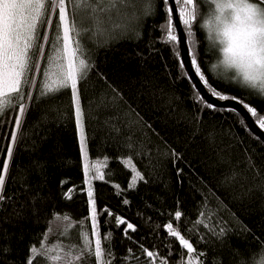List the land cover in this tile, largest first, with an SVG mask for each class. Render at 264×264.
<instances>
[{
	"label": "trees",
	"instance_id": "obj_1",
	"mask_svg": "<svg viewBox=\"0 0 264 264\" xmlns=\"http://www.w3.org/2000/svg\"><path fill=\"white\" fill-rule=\"evenodd\" d=\"M145 6L137 0L139 35L113 31L110 24L108 34L101 38L82 37L95 65L87 83L80 86L89 161L98 163L105 174L104 180L93 181L94 197L98 212L107 209L113 214L98 216L100 231L111 230L117 258L132 249L127 264H163L165 259L167 264H187V250L167 233V223L178 226L193 243L203 264H251L252 257L264 250V141L239 122L240 114L220 107L208 109L197 100L193 81L178 78L179 61L160 40L163 8L157 3L155 15L144 17ZM206 7L198 5L199 12L203 14ZM132 12L129 8L128 14ZM112 23L126 20L115 17ZM193 30L198 61L205 68V61L214 62L217 53L206 51L203 30L196 24ZM206 74L217 90L264 114V101L218 80L215 74ZM29 104L23 138L14 148L6 178L8 198L0 202V248L7 250L0 255V264H26L32 259L30 246L79 243L77 228L65 236L66 222L56 217L68 214L78 222L90 211L70 92ZM15 116L12 113L0 123V170ZM141 144L147 152L136 155ZM167 149L174 150L179 159L162 154ZM129 155L147 181H138L133 188L128 185L134 173L122 165ZM177 169H182L179 175ZM125 199L128 204L123 203ZM177 210L183 213L180 221L175 220ZM201 211L210 216L216 231L220 227L231 231L218 239L203 225L193 229ZM116 216L136 226L129 235L138 243L124 237L125 226H116ZM140 245L157 255L148 258ZM42 259L36 257L33 264ZM92 264H96L94 258ZM114 264H120L119 259Z\"/></svg>",
	"mask_w": 264,
	"mask_h": 264
},
{
	"label": "snow or ice",
	"instance_id": "obj_2",
	"mask_svg": "<svg viewBox=\"0 0 264 264\" xmlns=\"http://www.w3.org/2000/svg\"><path fill=\"white\" fill-rule=\"evenodd\" d=\"M140 2L146 5L142 12L144 17L155 15L157 3L163 8L165 22L159 26L162 31L160 40L170 46L179 61L178 78L186 77L191 81L194 73L212 97L219 101H234L240 104L253 118V122L264 131V114L259 113L256 107L245 103L244 100L217 90L210 84L206 74H215L218 80L239 86L249 95L264 101V0H171V2L140 0ZM136 3L137 0H0V123L12 113H16L14 130L0 170V202L8 198L5 195L6 178L9 175L14 148L23 138L22 123L26 112L30 110L29 101L54 100L59 95L70 92L75 122L80 132L82 171L85 175L87 203L90 209L89 216L78 222L73 221L68 214L56 217L57 220L62 219L66 222L63 228L65 236L68 235L69 229L77 228L79 243L54 244L51 247L44 244L40 247L30 246L32 259H27L26 264H33L36 257L44 258L38 261V264H48L49 261L55 264L62 259L64 264H92L93 258L96 264H114L117 259L120 264H127L128 254L132 253V249L129 248L124 256L117 258L111 243L113 235L111 230L104 234L100 231L98 216L105 212L108 216L113 214L107 209L99 212L97 209L93 181L104 180L105 174L98 163L92 164L89 161L80 86L82 82L87 83L95 67L82 44V37L101 38L108 34L110 24L113 31H131L139 35L137 28L141 15L136 13ZM198 5L207 6L203 14L199 12ZM129 8L133 9L131 15L128 14ZM120 16L125 18L126 23H112L115 17ZM194 24L206 34V51L217 53L214 62L205 61V68H202L201 62L198 61ZM181 34L185 36L184 57H181L179 47ZM185 59L188 60V65L185 64ZM189 65L191 72L188 71ZM192 86L195 88V83ZM33 91L36 92L35 96ZM112 99L115 100L116 97ZM197 100L208 109H217V105L205 101L199 91ZM222 110L239 114L237 109L230 107ZM135 122L139 123V120ZM239 122L247 127L244 119ZM145 126L151 127L146 124ZM128 147L132 148L133 145L129 143ZM146 152L147 148L141 144L135 154L141 155ZM162 154L179 159L178 154L172 149H167ZM122 165L134 173L129 188L135 187L138 181L147 182L137 170L132 155L124 159ZM181 172L182 169H177V175ZM115 187L120 188V185L117 184ZM206 201L207 197L205 207ZM123 203L128 204L129 201L125 199ZM174 216L176 221H180L183 213L177 210ZM199 216L201 219L193 222V229L197 225H203L218 239H222L231 231L225 227H220L219 231H216V225L204 211H201ZM107 223L109 221L106 219L105 224ZM115 223L117 227L125 226L122 229L124 237L138 243L129 235V230L136 231L135 225L119 216L115 217ZM177 227L173 223H167V233L177 238L182 249L187 250V264H203V261L198 259L200 254L193 243L186 239ZM241 229L247 231L243 226ZM48 231L50 232L51 228ZM140 247L148 258L157 255L151 250L144 249L142 245ZM261 248L264 249V244ZM6 251L0 248V255ZM163 264H167L166 259ZM244 264L249 262L245 261ZM251 264H264V250L252 257Z\"/></svg>",
	"mask_w": 264,
	"mask_h": 264
},
{
	"label": "water",
	"instance_id": "obj_3",
	"mask_svg": "<svg viewBox=\"0 0 264 264\" xmlns=\"http://www.w3.org/2000/svg\"><path fill=\"white\" fill-rule=\"evenodd\" d=\"M171 2V0H170ZM175 11V9H174ZM179 27V25H178ZM180 51H181V56H185V36L183 34L180 35ZM185 64L188 65L189 62L187 59H185ZM188 71L191 72L190 65L188 67ZM192 81L196 85V89L199 91L200 94L203 95L204 99L207 102H211L214 105H217V107L220 108H234L237 109L238 113L241 115V117L245 120V123L247 126L251 129V131L256 134L260 139L264 141V131H262L257 124L253 122V118L250 117V115L246 112V110L238 103L234 101H219L212 97L208 90L204 88V86L201 84V82L198 80V78L195 76V74H192Z\"/></svg>",
	"mask_w": 264,
	"mask_h": 264
},
{
	"label": "bare ground",
	"instance_id": "obj_4",
	"mask_svg": "<svg viewBox=\"0 0 264 264\" xmlns=\"http://www.w3.org/2000/svg\"><path fill=\"white\" fill-rule=\"evenodd\" d=\"M179 47H180V45H179ZM205 100V99H204ZM206 101V100H205ZM243 119V118H242ZM247 125V124H246ZM249 128V127H248ZM250 129V128H249ZM251 130V129H250ZM256 135V134H255Z\"/></svg>",
	"mask_w": 264,
	"mask_h": 264
},
{
	"label": "rangeland",
	"instance_id": "obj_5",
	"mask_svg": "<svg viewBox=\"0 0 264 264\" xmlns=\"http://www.w3.org/2000/svg\"><path fill=\"white\" fill-rule=\"evenodd\" d=\"M79 129V128H78ZM86 136V135H85ZM79 138H80V132H79Z\"/></svg>",
	"mask_w": 264,
	"mask_h": 264
}]
</instances>
